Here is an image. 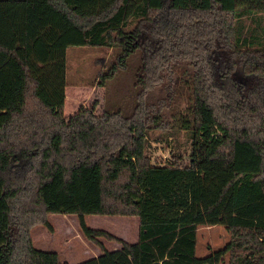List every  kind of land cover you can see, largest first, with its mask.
Returning a JSON list of instances; mask_svg holds the SVG:
<instances>
[{
  "label": "trees",
  "instance_id": "16d2710c",
  "mask_svg": "<svg viewBox=\"0 0 264 264\" xmlns=\"http://www.w3.org/2000/svg\"><path fill=\"white\" fill-rule=\"evenodd\" d=\"M72 44L115 48L102 77L136 54L130 112L79 105L65 116ZM168 80V99L149 100ZM153 127L165 137L184 130L186 162L152 161ZM51 212L76 214L100 253L60 262L36 247L31 227L52 229ZM87 213L137 215V240L89 226ZM204 224H222L229 239L199 255ZM226 255L227 264H264V0H0V264H214Z\"/></svg>",
  "mask_w": 264,
  "mask_h": 264
},
{
  "label": "rangeland",
  "instance_id": "374dc122",
  "mask_svg": "<svg viewBox=\"0 0 264 264\" xmlns=\"http://www.w3.org/2000/svg\"><path fill=\"white\" fill-rule=\"evenodd\" d=\"M115 48L107 45H68L66 48V85L63 112L65 116L73 113L79 105H95L94 110L100 113L103 109L120 108L130 112L133 106L131 99L135 89L134 66L137 61L136 54L131 55L127 66H116L114 71L107 73L109 65L115 62ZM179 73L173 71V77L177 78ZM171 80V79H170ZM169 89H168V88ZM175 87V84L167 81L165 86H159L148 95L149 100L159 102V99L167 100L165 94ZM134 88V89H133ZM165 95V96H163ZM168 101H164V109L168 107ZM172 119V118H170ZM172 122V120H171ZM164 129L153 127L148 139L150 145L146 149L152 161H169L177 157L182 162L187 161L189 140L184 130L177 133L175 137L163 136ZM156 137H161L157 139ZM178 143V146L174 144ZM22 160L15 162V168L20 171ZM123 216L117 214L87 213L85 221L89 226L106 229L112 232H125L126 223ZM47 219L52 225L49 229L46 225L37 223L31 227L33 233V244L36 247L55 250L60 262L63 260L76 262L80 260V250L88 251L95 245L81 231L78 219L74 213L51 212ZM107 240L104 236H99ZM229 239V233L222 224L199 225L197 228L196 254H205L209 249H215L223 245ZM85 246V247H84ZM214 264H227V257Z\"/></svg>",
  "mask_w": 264,
  "mask_h": 264
},
{
  "label": "crops",
  "instance_id": "0c3cea01",
  "mask_svg": "<svg viewBox=\"0 0 264 264\" xmlns=\"http://www.w3.org/2000/svg\"><path fill=\"white\" fill-rule=\"evenodd\" d=\"M117 215L123 216L122 218H124V220H125L126 229L128 227H130L131 230L130 231L127 230L123 233H121L119 231L112 232V233L115 234L116 236L126 240V241H129V242L136 241L138 238V216L137 215H128V214H117ZM100 239L103 241L104 245L108 249H113V248H117L120 246V243L116 240L107 239V238H106L107 240H104L101 237H100ZM32 242H34L33 233H32ZM40 248H43V247H40ZM87 250L88 251H86V252H84V249L80 250V260L85 259V258L90 257V256H96L100 253V249L96 244L93 247H91V251H90V249H87ZM69 262H72V261H69Z\"/></svg>",
  "mask_w": 264,
  "mask_h": 264
}]
</instances>
